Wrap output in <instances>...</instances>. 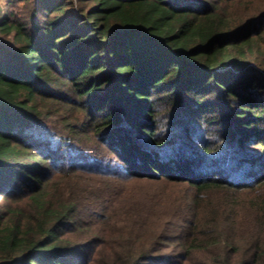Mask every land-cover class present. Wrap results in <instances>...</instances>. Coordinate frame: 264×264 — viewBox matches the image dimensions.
Wrapping results in <instances>:
<instances>
[{
  "label": "trees",
  "instance_id": "1",
  "mask_svg": "<svg viewBox=\"0 0 264 264\" xmlns=\"http://www.w3.org/2000/svg\"><path fill=\"white\" fill-rule=\"evenodd\" d=\"M248 1L0 8V264H264Z\"/></svg>",
  "mask_w": 264,
  "mask_h": 264
},
{
  "label": "rangeland",
  "instance_id": "2",
  "mask_svg": "<svg viewBox=\"0 0 264 264\" xmlns=\"http://www.w3.org/2000/svg\"><path fill=\"white\" fill-rule=\"evenodd\" d=\"M262 1V3H264V0H261ZM249 2V3H248ZM248 2H245V3H243L242 5L243 6H245V5H247V6H251L252 7V9H255V7H257V6H259V2H260V0H251V2L250 1H248ZM74 3L76 4L77 3V0H74ZM31 4H32V0H0V8L1 9H4L5 8V6H7V5H11L12 6V8H14V10H16V9H20V10H23V11H26V12H30V8H29V6H31ZM245 4V5H244ZM16 8V9H15ZM227 10H234V9H228L227 8ZM233 13H235V11H230V15L231 14H233ZM218 129V128H217ZM202 131H205V130H202ZM210 133V135H215V132H214V130H213V132H209ZM217 133V132H216ZM255 148V147H254ZM145 191H148L147 190V187L145 186L144 188H140V190L137 192V194H140V193H143V192H145ZM177 191V190H176ZM90 203H93V200H91V202ZM116 207H114V209H115ZM122 209V208H121ZM120 210V209H119ZM111 217H112V219L113 220H115V221H119L120 220V217H119V214H117V211L116 210H113V212H112V214H111ZM119 218V219H118ZM104 221H102V225H104V223H103ZM105 228V227H104ZM104 228L102 229V232H103V230H104Z\"/></svg>",
  "mask_w": 264,
  "mask_h": 264
}]
</instances>
